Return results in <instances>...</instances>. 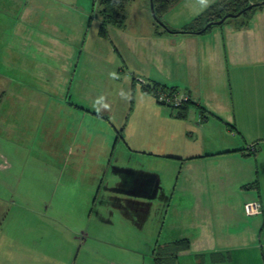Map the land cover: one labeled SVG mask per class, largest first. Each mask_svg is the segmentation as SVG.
<instances>
[{"label":"rangeland","instance_id":"obj_1","mask_svg":"<svg viewBox=\"0 0 264 264\" xmlns=\"http://www.w3.org/2000/svg\"><path fill=\"white\" fill-rule=\"evenodd\" d=\"M94 4L0 0V264H157L156 246L197 234L194 224L201 219L190 210V196L179 193L185 181L179 178L180 161L131 152L134 141L144 144L147 137L158 151L195 138L181 125L166 123L171 112L157 101L159 88L152 90L144 42L131 39V31L157 25L150 0H130L122 28L104 25ZM196 4L187 0L161 19L167 25L172 19L193 21L209 7L188 9ZM138 68L147 81L133 74ZM147 84L152 99L142 93ZM107 137L110 151L117 142L112 167L156 174L161 183L158 193L131 196L137 203H131V213L115 205L127 204L122 190L98 193L83 175L71 177L63 163L80 158L75 139L92 138L99 145ZM261 214L258 227L257 215L243 214L236 235L228 228L207 232L174 264H264Z\"/></svg>","mask_w":264,"mask_h":264},{"label":"crops","instance_id":"obj_2","mask_svg":"<svg viewBox=\"0 0 264 264\" xmlns=\"http://www.w3.org/2000/svg\"><path fill=\"white\" fill-rule=\"evenodd\" d=\"M185 1L181 0L171 11ZM192 1L198 4L188 9L205 10L213 2L208 0L205 6L200 0ZM169 11L166 12L168 19L171 17ZM171 21L168 25L179 33L164 32L157 26L153 27V24L142 32L131 31L132 40L144 42L148 57L144 69L153 73L143 77L144 69L138 68L133 74L147 78L146 81L150 77L153 84L177 88L190 94L191 102L182 111L184 117L178 116L179 111L167 109L171 116L166 115L165 121L174 126L181 125L184 132L195 138L188 139L186 136L182 145H172L171 150L158 151L154 140L147 137L144 144L134 141L131 152L134 154L143 150L148 155L180 161L179 178H184L186 182L183 181L179 193L190 196V210L197 219H201L200 223L196 221L194 224L197 234L189 239L182 238L189 240L190 248L184 251L188 253L193 244L201 243V238L209 231L220 232L228 228L236 235L234 228H239L247 202L257 201L261 204V225L264 227V8L257 10L243 27L235 21L228 25L226 22L200 34L182 31L181 28L191 21ZM2 76L5 77V74ZM142 93L151 98L144 90ZM154 106L160 111L163 109V106L158 107L155 103ZM75 110L69 108V111ZM117 132V138H120L121 133ZM205 134L207 138L203 140ZM199 135L202 139H199ZM100 141L97 145L92 138L80 142L75 139L73 147H76L80 158L64 159L66 172L71 177L83 175L82 180L87 181L86 185L93 186L98 193L101 190H122L127 194V204L115 205L124 214L126 211L131 213V203L137 204L131 201V196H137L136 192L140 195L148 191L158 193L161 186L158 176L132 170L129 166L112 167L111 158L117 142L115 140L110 151L111 141L108 137ZM251 143L256 147L255 153L248 150L247 146ZM69 154H72V150ZM111 180H115L112 187L105 188ZM172 202L173 196L170 204ZM102 203L106 204L104 200ZM126 216L131 222V215ZM256 220L253 225L258 227L260 220ZM163 227L158 233L159 237ZM256 234L257 230L254 238ZM211 250L216 249L212 247ZM204 251L205 248L199 249V252Z\"/></svg>","mask_w":264,"mask_h":264},{"label":"trees","instance_id":"obj_3","mask_svg":"<svg viewBox=\"0 0 264 264\" xmlns=\"http://www.w3.org/2000/svg\"><path fill=\"white\" fill-rule=\"evenodd\" d=\"M129 1L130 0H95L94 8H96L95 10L98 12V15L102 19V23L104 25L118 26L122 28L124 27L125 5ZM151 1L153 4L154 19L156 21L157 28L163 30L164 32L179 33L178 30L170 29L169 26L166 23H164V21H162L161 18L167 11L172 9L181 0H151ZM261 1L262 0H258L256 2L261 3ZM256 2L251 3L250 0H218L214 2L212 5H210L203 13L195 17L193 21L185 25L182 28V31L188 33H196L197 31L203 30V28L210 22L218 21L227 14H237L238 12L241 11L243 12L239 17L228 18L222 24L226 23L227 20L233 19V21L237 22L238 24H240V26L243 27L247 25L248 21L257 11L258 7L264 6V5H257V6L251 5V4H255ZM213 26L214 25L208 27L207 29L204 30V32L208 31ZM149 86L152 85L147 84L146 88H144V91L147 93L151 92ZM156 88H159L163 91L164 89H167L168 92H176L179 90L177 88H168L159 84H153L152 90H156ZM190 102L191 101H189L188 103L184 104L183 106L177 109H172V108L169 109L172 111H179L178 116L184 117V113H182V111ZM189 245L190 243L188 239H181L166 243L164 245H158L156 246L153 252L154 260L157 264H174L177 260L178 255L181 252L187 251L189 249Z\"/></svg>","mask_w":264,"mask_h":264},{"label":"built area","instance_id":"obj_4","mask_svg":"<svg viewBox=\"0 0 264 264\" xmlns=\"http://www.w3.org/2000/svg\"><path fill=\"white\" fill-rule=\"evenodd\" d=\"M157 101L165 107L177 109L191 101V96L188 92H168L161 89L155 92ZM249 152L255 153V145L248 147ZM244 212L246 216L259 215L262 212L261 204L257 201L247 202L244 204Z\"/></svg>","mask_w":264,"mask_h":264},{"label":"water","instance_id":"obj_5","mask_svg":"<svg viewBox=\"0 0 264 264\" xmlns=\"http://www.w3.org/2000/svg\"><path fill=\"white\" fill-rule=\"evenodd\" d=\"M251 5H254V6H257V5H264V1L261 2V3H255V4H251ZM250 7V6H249ZM248 9V8H247ZM150 10H151V13H152V16L154 17V9H153V4H152V1L150 0ZM243 11L241 12H238L237 14H227L225 16H223L220 20L218 21H214V22H210L208 23L204 28L203 30H200V31H197L196 33L197 34H200V33H203L205 29H207L208 27L212 26V25H221L226 19L228 18H236V17H239L241 14H242Z\"/></svg>","mask_w":264,"mask_h":264},{"label":"clouds","instance_id":"obj_6","mask_svg":"<svg viewBox=\"0 0 264 264\" xmlns=\"http://www.w3.org/2000/svg\"><path fill=\"white\" fill-rule=\"evenodd\" d=\"M200 3H201L202 5L207 6L208 0H200Z\"/></svg>","mask_w":264,"mask_h":264},{"label":"flooded vegetation","instance_id":"obj_7","mask_svg":"<svg viewBox=\"0 0 264 264\" xmlns=\"http://www.w3.org/2000/svg\"><path fill=\"white\" fill-rule=\"evenodd\" d=\"M2 187H1V185H0V189H1ZM2 206H1V200H0V212H1V210H2V208H1Z\"/></svg>","mask_w":264,"mask_h":264}]
</instances>
